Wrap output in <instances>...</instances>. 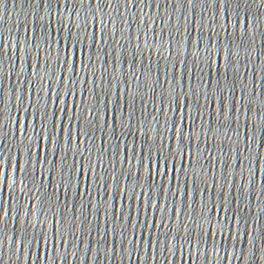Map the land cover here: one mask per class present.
I'll list each match as a JSON object with an SVG mask.
<instances>
[{
  "label": "water",
  "instance_id": "95a60500",
  "mask_svg": "<svg viewBox=\"0 0 264 264\" xmlns=\"http://www.w3.org/2000/svg\"><path fill=\"white\" fill-rule=\"evenodd\" d=\"M3 2L90 263L264 264V0Z\"/></svg>",
  "mask_w": 264,
  "mask_h": 264
},
{
  "label": "snow or ice",
  "instance_id": "6c2138e0",
  "mask_svg": "<svg viewBox=\"0 0 264 264\" xmlns=\"http://www.w3.org/2000/svg\"><path fill=\"white\" fill-rule=\"evenodd\" d=\"M101 2H102V0H96V3H97V4H100ZM221 2H223V0H221ZM37 55H39V51L37 52ZM71 67H72V65L69 63V68H71ZM33 68H34V69L36 68V65H35V64L33 65ZM34 74H37V75H38V73H35V71H34ZM177 132H178V134H179L180 130L177 129Z\"/></svg>",
  "mask_w": 264,
  "mask_h": 264
}]
</instances>
